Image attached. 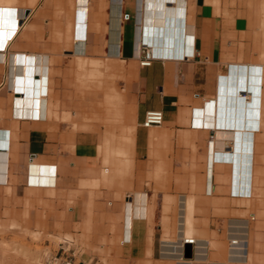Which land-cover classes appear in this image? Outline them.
I'll list each match as a JSON object with an SVG mask.
<instances>
[{
    "label": "crops",
    "instance_id": "1",
    "mask_svg": "<svg viewBox=\"0 0 264 264\" xmlns=\"http://www.w3.org/2000/svg\"><path fill=\"white\" fill-rule=\"evenodd\" d=\"M102 56L133 69L122 142L73 128L71 73L100 83L119 69ZM148 111L162 124L143 127ZM31 199L120 238L116 264H256L264 0H0V205Z\"/></svg>",
    "mask_w": 264,
    "mask_h": 264
},
{
    "label": "rangeland",
    "instance_id": "2",
    "mask_svg": "<svg viewBox=\"0 0 264 264\" xmlns=\"http://www.w3.org/2000/svg\"><path fill=\"white\" fill-rule=\"evenodd\" d=\"M119 66L117 70L103 68L100 83L88 82L85 70L77 68L71 73L74 89L73 96L77 102L75 109V129L91 131L99 139L113 136L116 142L124 126H131L133 133L132 92L130 82L133 80V69L129 63L118 59H100ZM76 62V61H75ZM120 94L109 103L106 94ZM116 101V103H115ZM115 107L120 114L114 113ZM67 120V118L65 119ZM79 122H81L79 124ZM98 153V152H97ZM98 168L102 171L104 164L100 161ZM131 163L126 168H129ZM264 207V206H262ZM256 234L251 243L258 253L249 257L250 263L264 264V210L256 212ZM107 232H116L117 220H109ZM92 221H83L73 225V231L65 230L63 221L58 220L52 204L31 199L24 204L0 205V264H47L51 256L65 257L76 264L85 256L87 264H116L115 249L120 238L97 237L99 229ZM105 230V232H106ZM79 232V234H76ZM260 251V252H259Z\"/></svg>",
    "mask_w": 264,
    "mask_h": 264
},
{
    "label": "built area",
    "instance_id": "3",
    "mask_svg": "<svg viewBox=\"0 0 264 264\" xmlns=\"http://www.w3.org/2000/svg\"><path fill=\"white\" fill-rule=\"evenodd\" d=\"M153 59L154 58L149 54V49L147 47H143V50L141 51L139 56V64L142 66H148L151 64ZM162 122H163V114L161 111H148L144 115L142 126L150 127L154 125H161ZM183 242L193 244L194 238L190 236H186L184 237ZM231 243H236V242L232 241ZM46 262L47 264H73L71 260L65 257H56V256H51L46 258Z\"/></svg>",
    "mask_w": 264,
    "mask_h": 264
},
{
    "label": "bare ground",
    "instance_id": "4",
    "mask_svg": "<svg viewBox=\"0 0 264 264\" xmlns=\"http://www.w3.org/2000/svg\"><path fill=\"white\" fill-rule=\"evenodd\" d=\"M143 47H147L148 49H149V54H150V56H152L153 57V52L151 51V49L147 46V45H142ZM140 53H141V51H140ZM140 53H139V56H140Z\"/></svg>",
    "mask_w": 264,
    "mask_h": 264
}]
</instances>
